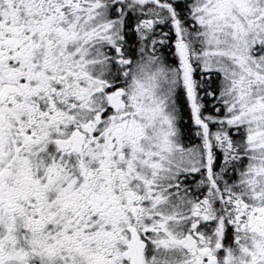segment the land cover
<instances>
[{
  "label": "snow or ice",
  "instance_id": "snow-or-ice-1",
  "mask_svg": "<svg viewBox=\"0 0 264 264\" xmlns=\"http://www.w3.org/2000/svg\"><path fill=\"white\" fill-rule=\"evenodd\" d=\"M0 264H264V0H0Z\"/></svg>",
  "mask_w": 264,
  "mask_h": 264
}]
</instances>
